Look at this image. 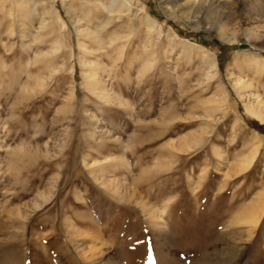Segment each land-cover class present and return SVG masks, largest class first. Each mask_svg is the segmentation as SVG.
I'll list each match as a JSON object with an SVG mask.
<instances>
[{"label": "rangeland", "instance_id": "1", "mask_svg": "<svg viewBox=\"0 0 264 264\" xmlns=\"http://www.w3.org/2000/svg\"><path fill=\"white\" fill-rule=\"evenodd\" d=\"M127 1L0 0V264H233L240 241L264 264V120L236 83L264 101V0ZM87 8L127 35L113 103L90 88Z\"/></svg>", "mask_w": 264, "mask_h": 264}, {"label": "bare ground", "instance_id": "2", "mask_svg": "<svg viewBox=\"0 0 264 264\" xmlns=\"http://www.w3.org/2000/svg\"><path fill=\"white\" fill-rule=\"evenodd\" d=\"M162 1L167 2V3L173 2L174 5H176V2H178L179 0H162ZM127 3H128L127 0H111L110 4H107V5L102 4V7H97L96 11L98 13H102V11H104V10H107L109 12H114V11L118 10V8L126 6ZM91 11H92V8H87V9L83 10V13H84V16H83L84 20L83 21H84V23L82 25H79L78 29H77V33L79 35H82L88 39V42L90 43L91 48L89 46L88 47L90 49H92V52H93L92 53V55H93L92 59L94 61H92V65H91L92 73H91V76L89 77V84L91 86L90 88L92 89L94 95H96V97L98 98L97 100H101L103 103L104 102L113 103L116 101L115 99L118 96L116 97L115 96L116 94H113L111 89L108 87V84H107L108 78L106 79L105 77L111 76L112 67L115 66L114 64H116V59H118L119 55H121L120 57H122L123 52H124V43L121 41L124 38H126L127 35H124L120 30H118L119 28H115V29L108 30V31L106 30L107 26L114 22V20L111 18L107 21H103V22L99 21L98 24H95V18H97V14L94 17L91 14ZM80 20H82V19H80ZM139 22L141 25H144L146 28H148V33H147L148 38L152 39L153 37H157L159 39L160 36H162L163 29L161 27V24L155 18H153L150 15V13L145 12L143 17L139 18ZM87 39H86V41H87ZM57 43H58V45L64 44L65 46L70 47V44L68 43L67 38L64 40V42L61 41L60 39H58ZM83 43L84 42L81 43L82 44L81 46H84ZM85 49H86V51L88 50L87 48H85ZM90 59H89V61H90ZM210 61L213 64V66H215V67L217 66L216 61H214L212 58H210ZM89 68H90V65H89ZM236 83H237V86H239V88H240L239 90H241L240 93H242L243 96H246V98H247L246 106L248 107V109L252 113L257 115L260 119L264 120V101L262 99L256 97V95H254L255 93L252 91V89L250 87L251 85L246 80H242V77L238 78L236 80ZM245 91H247L246 94L244 93ZM117 100H118V98H117ZM102 102H100V103H102ZM108 183L109 182H107L106 184H108ZM109 186L111 187L110 184H109ZM119 187H121V186H117L116 190H119ZM111 188H114V187L112 186ZM255 204L259 205V207H262V206L264 207V201L263 200L257 201V202H255ZM255 204L253 207L252 206L248 207V209H246V211H244L245 216H248L250 214H254V211L256 208ZM262 212L263 211L261 210L260 215L262 214ZM260 215L258 218L253 219V221L251 222V225H253V226H252V229L249 230V237L243 238V239H246V241H248L251 236H255L256 239L260 236L259 232L257 230L258 222H259L258 220L260 218ZM234 221H235V224H239L240 219L237 218ZM213 222L218 223V219L214 218ZM246 222H248V220ZM75 232L78 234L79 231L74 230L73 233H75ZM76 239H73L72 243H74L75 245H76V243H78L77 244L78 247L81 246L80 243H82V242H80V243L75 242L74 240H76ZM76 241H79V237ZM81 241H83V240L81 239ZM244 247H245V244H243V241L235 243V248L237 250H239L240 253L238 254V256L236 258H234L233 264H236L240 260V257L242 255ZM52 250L50 251L51 254H52ZM91 250H93V249H91ZM84 251H86V250H84ZM84 251L82 250L83 253H84ZM71 252H73V251L70 250V253ZM86 253H87V251H86ZM86 253L84 254L85 258L88 259L93 264H96L95 258L96 257L99 258L98 255H100V258L101 257L102 258H101V260L98 259L99 261L97 264H103L104 261H110L113 258L109 254L105 253L104 250L101 248L97 249L94 254L91 252V254H93L92 258L88 257L87 256L88 253L87 254ZM137 253H138V255L141 254V252H137ZM40 255H42V254H40ZM132 255H134V254H132ZM132 255H130V256H132ZM92 259H94V260H92ZM114 263H116V262H114ZM116 264H118V263H116ZM152 264H159V262L155 258V261H153ZM249 264H260L258 256L255 255L253 257V260Z\"/></svg>", "mask_w": 264, "mask_h": 264}]
</instances>
